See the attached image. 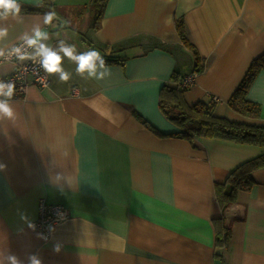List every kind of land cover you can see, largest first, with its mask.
Segmentation results:
<instances>
[{
    "label": "crops",
    "instance_id": "1",
    "mask_svg": "<svg viewBox=\"0 0 264 264\" xmlns=\"http://www.w3.org/2000/svg\"><path fill=\"white\" fill-rule=\"evenodd\" d=\"M19 1L44 3V11L0 22L9 29L0 46L10 48L40 25L50 47L64 41L77 53L95 48L104 56L108 44L111 51L122 47L112 54L125 60L106 63L110 75L95 80L77 75L64 58L68 82L50 74L45 88L30 85L23 96L15 90V119L0 120V162L7 165L0 170V251L25 264L30 253L43 264H264V167L224 210L215 187L264 148L184 138L159 107L174 72L181 83L196 66L176 31L183 17L204 63L194 83L181 88L187 103H214L217 116L264 125V71L247 95L261 115L246 117L230 105L264 52V0H109L98 29L91 0ZM48 12L56 15L46 25ZM12 70V63H0V79ZM56 173L71 187L53 183ZM42 198L69 211L49 235L29 227ZM215 219L230 228L224 246L217 244Z\"/></svg>",
    "mask_w": 264,
    "mask_h": 264
},
{
    "label": "trees",
    "instance_id": "2",
    "mask_svg": "<svg viewBox=\"0 0 264 264\" xmlns=\"http://www.w3.org/2000/svg\"><path fill=\"white\" fill-rule=\"evenodd\" d=\"M91 1L94 9L92 28L98 29L109 0ZM19 3L21 5V13L44 11V3L36 5L26 4L21 1ZM175 27L185 48L193 53L196 60L194 70L199 73L202 72L204 63L197 48L186 34L183 17L175 20ZM110 48L106 44L108 54L104 55L105 62H124L125 57L123 55L116 56L112 54V52L121 53L123 48L120 47L117 51H111ZM262 71H264V52L252 61L248 72L230 100L232 108L246 117L256 118L261 115V106L248 100L247 95L255 79ZM172 79V84H165L160 91L159 107L165 117L179 128L180 132L178 135L187 139L194 137L216 138L236 143L258 145L264 148V125L232 121L217 116L214 113V103L199 101L195 104H189L184 97V91L180 87V74L177 71L172 75ZM136 117L149 129L158 133L142 116L136 113ZM262 167H264V153L240 164L229 174L224 183L215 184L217 199L222 210L236 201L239 191L251 189L255 184L252 173ZM214 224L217 232V244L226 245L231 234L230 228L224 223L223 219H215Z\"/></svg>",
    "mask_w": 264,
    "mask_h": 264
},
{
    "label": "clouds",
    "instance_id": "3",
    "mask_svg": "<svg viewBox=\"0 0 264 264\" xmlns=\"http://www.w3.org/2000/svg\"><path fill=\"white\" fill-rule=\"evenodd\" d=\"M54 12H48L44 16V24H52L55 18ZM20 22L21 5L19 0H0V22H7L9 19ZM9 35V29L5 24L0 25V42H3ZM20 40V45H13L8 48L0 46V58L10 60L13 56L18 61L31 60L38 63L48 74H57L58 79L62 83H66L71 79L72 73L66 71L63 67V59L67 58L69 61L75 63V73L82 78L87 73L86 79L103 80L110 75V71L106 66L105 58L100 51L93 48L86 52L77 53L74 45H68L64 41H59L57 48L50 47L46 42L49 40V35L43 31L40 25H35L31 33L25 32ZM31 49V51H28ZM62 54V55H61ZM16 84L9 80L0 79V120L15 119V110L12 106V98L15 94ZM7 165L0 162V170H6ZM52 177L53 183L60 186L63 190V185L60 183L66 180L71 187L67 176L62 173H56ZM22 219H27L22 216ZM29 227L34 228L35 225L29 224ZM54 251L59 252L60 246H54ZM0 264H25L16 254L10 251H0ZM27 264H43L42 259L38 254L30 253L27 256Z\"/></svg>",
    "mask_w": 264,
    "mask_h": 264
},
{
    "label": "built area",
    "instance_id": "4",
    "mask_svg": "<svg viewBox=\"0 0 264 264\" xmlns=\"http://www.w3.org/2000/svg\"><path fill=\"white\" fill-rule=\"evenodd\" d=\"M21 43L22 41L20 40L14 45H20ZM28 51H31V49H28ZM2 62L13 64L12 73L5 78V81L11 80L16 84L15 90L19 96L25 95L30 85L45 88L50 83V74L40 68L38 63H34L31 60L21 62L16 60L14 56L10 60L0 58V63ZM198 73L197 70L186 73L182 78L180 87L182 89L189 88L194 83ZM214 99L216 100V98ZM68 216L69 211L67 208L60 204L49 203L42 198L39 201V214L34 225L37 229L49 235L51 226L67 219Z\"/></svg>",
    "mask_w": 264,
    "mask_h": 264
}]
</instances>
